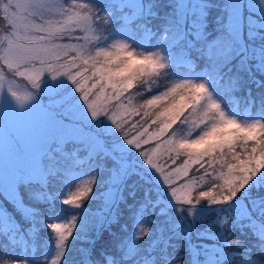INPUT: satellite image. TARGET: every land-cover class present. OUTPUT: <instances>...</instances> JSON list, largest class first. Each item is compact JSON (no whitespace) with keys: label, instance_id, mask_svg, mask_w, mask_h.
<instances>
[{"label":"snow or ice","instance_id":"1","mask_svg":"<svg viewBox=\"0 0 264 264\" xmlns=\"http://www.w3.org/2000/svg\"><path fill=\"white\" fill-rule=\"evenodd\" d=\"M0 13V264H264V0Z\"/></svg>","mask_w":264,"mask_h":264},{"label":"rangeland","instance_id":"2","mask_svg":"<svg viewBox=\"0 0 264 264\" xmlns=\"http://www.w3.org/2000/svg\"><path fill=\"white\" fill-rule=\"evenodd\" d=\"M0 15H2V13H0ZM20 83H21V84H24V83H26V81H22V80H21ZM237 95H238V96H242L243 94H242V93H237ZM229 107L232 108L233 110H235L236 105L233 104V105H230ZM239 107H240V109H243V104L241 103V104L239 105ZM249 115H251V113H249ZM134 119H139V117H135ZM152 146H154V145H152ZM158 162L163 163L164 161H158ZM168 163L171 164V161H168ZM182 163H183V160H182V158H181V159H179V160L176 162L175 165H172V167H176V166H178L179 164H182ZM201 175H203V173H201ZM82 178H83V179H87L86 176H85V177H82ZM208 179H209L208 177H204V182L207 183ZM70 191H75V185L72 186V188L70 189ZM63 207L68 208V207H70V206H63ZM76 246H77V247L81 246V243H80V242H77V245H76ZM12 251H13L12 249H8V253H9V254H11Z\"/></svg>","mask_w":264,"mask_h":264},{"label":"trees","instance_id":"3","mask_svg":"<svg viewBox=\"0 0 264 264\" xmlns=\"http://www.w3.org/2000/svg\"><path fill=\"white\" fill-rule=\"evenodd\" d=\"M238 235V234H237Z\"/></svg>","mask_w":264,"mask_h":264}]
</instances>
